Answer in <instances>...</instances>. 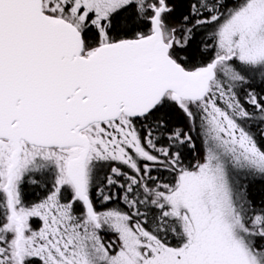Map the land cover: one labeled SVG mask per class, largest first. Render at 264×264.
I'll use <instances>...</instances> for the list:
<instances>
[{
    "label": "snow or ice",
    "instance_id": "6c2138e0",
    "mask_svg": "<svg viewBox=\"0 0 264 264\" xmlns=\"http://www.w3.org/2000/svg\"><path fill=\"white\" fill-rule=\"evenodd\" d=\"M175 10L0 0V264H264V0Z\"/></svg>",
    "mask_w": 264,
    "mask_h": 264
},
{
    "label": "trees",
    "instance_id": "16d2710c",
    "mask_svg": "<svg viewBox=\"0 0 264 264\" xmlns=\"http://www.w3.org/2000/svg\"><path fill=\"white\" fill-rule=\"evenodd\" d=\"M172 3L175 5V13L174 15L179 18L182 14L187 12V4L189 3V0H172ZM206 38V34H203L201 32L197 33V41H200L201 39ZM172 123L179 127H184L187 130V122L179 115H174L172 118ZM193 132V140L195 143V149H188L186 148L183 151V162L185 166L194 165L198 159H200L201 156V148L202 145L198 139L194 136ZM197 136V133H196ZM198 138V137H197ZM164 178H167V173H164ZM113 191H118L116 189H113ZM24 192L26 200L33 201L39 198V190L34 191L33 186L26 184L24 186ZM96 189L93 188L92 191V197L94 200H96L95 195ZM248 194L249 197L255 201L257 205H259L262 201H264V181L260 179L256 180H250L248 185ZM99 207V205H97ZM121 207H124L121 205ZM37 225V222L34 221V227Z\"/></svg>",
    "mask_w": 264,
    "mask_h": 264
},
{
    "label": "rangeland",
    "instance_id": "374dc122",
    "mask_svg": "<svg viewBox=\"0 0 264 264\" xmlns=\"http://www.w3.org/2000/svg\"><path fill=\"white\" fill-rule=\"evenodd\" d=\"M197 133V132H196ZM196 133H194V136L196 137V139H198L202 145V138L197 134L196 136ZM198 137V138H197ZM203 155V145H202V148H201V156Z\"/></svg>",
    "mask_w": 264,
    "mask_h": 264
}]
</instances>
